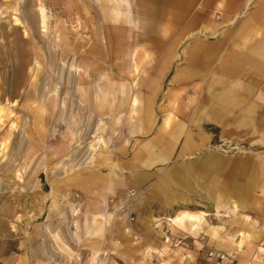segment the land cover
Returning a JSON list of instances; mask_svg holds the SVG:
<instances>
[{
  "label": "rangeland",
  "instance_id": "rangeland-1",
  "mask_svg": "<svg viewBox=\"0 0 264 264\" xmlns=\"http://www.w3.org/2000/svg\"><path fill=\"white\" fill-rule=\"evenodd\" d=\"M154 1L0 0V264H250L264 249V145L255 142L264 131L205 126L209 141L191 156L179 157V140L163 164L134 160L167 134L159 126L202 102L167 100L174 90L169 76L158 82L156 50L172 46L176 71L186 46L237 34L261 0H219L221 9L193 0L187 16L148 14ZM86 62L89 86L79 83ZM206 158L215 165L205 169ZM91 172L95 193L105 179L129 182L99 215L88 214L93 192L72 186L74 174ZM170 194L165 209L150 204ZM224 203L238 211L222 208L217 219ZM179 211L208 216L194 230L163 220Z\"/></svg>",
  "mask_w": 264,
  "mask_h": 264
},
{
  "label": "crops",
  "instance_id": "crops-1",
  "mask_svg": "<svg viewBox=\"0 0 264 264\" xmlns=\"http://www.w3.org/2000/svg\"><path fill=\"white\" fill-rule=\"evenodd\" d=\"M192 1L156 0L151 7L146 8V12L152 15H162L164 13L166 14L165 16L170 14V16H178L177 13L182 12L187 16L186 13L190 9ZM211 1L213 2V8L221 9L219 0ZM223 8L226 13L230 14L229 17L223 19V22L229 21L234 14L227 11L225 6ZM230 9H233V4H230ZM256 9L248 18V22L237 30V34H225L220 39V42L216 44L199 42L195 45L186 46L184 62L176 71L171 67L175 61L173 55L175 50L172 46L160 47L156 50L159 53H164L158 62V64H161L157 72L158 82L161 81V78L165 79L169 76V82L172 85L169 90H174L175 92L167 93V100L172 101L176 99L175 96L178 93H185L190 95L191 98L189 99L196 100L197 98L202 102L190 112L189 110L187 112L189 107L186 106V111H183L180 116V122L172 128H168L167 121L159 126L158 128L161 127L163 129L160 132L167 134L156 138L153 144L154 150L151 151L146 161L137 157L134 159L138 160L137 162L133 160L135 163H142L146 167L165 163L176 154L179 140L181 142L178 149L179 157L193 155L209 141L205 133L201 134L205 126H212L225 132L250 133L264 131V115L257 114V110L264 106V0H261ZM199 33L203 34L204 32L202 33L201 31ZM128 52H131V50ZM131 61L133 62L131 72L136 74L138 66L134 56L131 57ZM74 71V73H77L78 70L74 69ZM80 75H82L83 80L79 83L86 86L92 85L91 65L88 62L85 63V70ZM85 93L86 98L90 102L92 96L89 88L85 90ZM255 142L264 145V132H262L260 139ZM155 149L158 151H155ZM128 161H123L121 164L127 171ZM214 161L215 159L206 158L203 163L204 168L209 169L212 165H215ZM142 179L145 181V177L142 176L140 178L132 177L130 185L138 187ZM146 179L148 180L147 182H152L154 177L152 174H148ZM127 180L125 185L120 181H113L111 185L108 184L110 186H107L105 179L102 183L103 188L95 193V191L91 190L97 179L94 173L91 172L79 175L78 178L74 179L72 186L83 194L94 193L91 194L92 198L89 200L88 214L91 215L93 210L95 214L99 215V213L103 212L104 203L109 198V193L117 195L125 187L128 188L129 182ZM159 184L160 180L156 182L155 186ZM151 197L150 204H155L156 210H163L168 206L172 195H168L170 198H165V201L162 198L158 199L156 196ZM227 204L224 203L215 207V217L217 219L223 216L221 213L222 208H230L232 213L238 211L235 204H229L228 207ZM207 216L203 212L179 211L175 216L163 220L171 226L188 224L190 229L194 230L201 220ZM262 257H264V249H258V257L256 254L250 264H258L260 260H262L260 263L264 262ZM238 264H249V262L242 261Z\"/></svg>",
  "mask_w": 264,
  "mask_h": 264
},
{
  "label": "bare ground",
  "instance_id": "bare-ground-1",
  "mask_svg": "<svg viewBox=\"0 0 264 264\" xmlns=\"http://www.w3.org/2000/svg\"><path fill=\"white\" fill-rule=\"evenodd\" d=\"M44 17L42 18V22H43V25H44ZM3 92V91H2ZM1 95V94H0ZM6 95H8L7 97L8 98H10V96H12V92H11V90H10V85H8V88L6 89ZM3 113V111H2V109H0V116H1V114ZM38 118V117H37ZM40 119H42V118H40ZM36 123V125L38 126V125H40V126H42V125H44V120L42 119V120H40V121H37V122H35ZM4 168V167H3ZM79 177V175L78 174H74L73 176H72V181L74 180V178H78ZM167 243V242H166Z\"/></svg>",
  "mask_w": 264,
  "mask_h": 264
}]
</instances>
